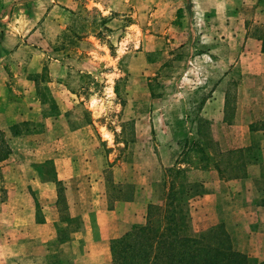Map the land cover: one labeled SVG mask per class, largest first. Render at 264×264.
Returning <instances> with one entry per match:
<instances>
[{"label": "rangeland", "instance_id": "374dc122", "mask_svg": "<svg viewBox=\"0 0 264 264\" xmlns=\"http://www.w3.org/2000/svg\"><path fill=\"white\" fill-rule=\"evenodd\" d=\"M261 90L264 0H0V127L12 148L0 162V264H112L111 240L123 234L96 217L110 205L108 177L116 196L134 194L114 201L120 225L133 215L146 224L174 166L201 185L185 204L191 230L218 225L195 200L205 183L240 179L215 168L239 157L231 151L249 148V173L254 157L264 168L241 127L253 110L264 124ZM16 111L17 133L6 121ZM209 139L213 162L201 167L195 141ZM65 160L74 176L57 180ZM42 182L57 188L58 222L45 221ZM257 184L264 204V177Z\"/></svg>", "mask_w": 264, "mask_h": 264}, {"label": "trees", "instance_id": "16d2710c", "mask_svg": "<svg viewBox=\"0 0 264 264\" xmlns=\"http://www.w3.org/2000/svg\"><path fill=\"white\" fill-rule=\"evenodd\" d=\"M201 127L199 123L198 134L203 132ZM17 128V125L11 126L15 133ZM195 143L197 147L195 150L200 155L199 166L211 165L213 158L206 150L211 139L206 144L201 140ZM246 150L249 148L230 153L240 152L242 155ZM11 153L7 133L0 127V162L6 160ZM240 155L238 158L237 155H233L228 159H222L220 163L216 161L215 168L227 178L249 176L246 159ZM257 157H254L253 161L259 163L261 159ZM167 172L166 192L162 205L150 204L146 224L134 225L122 236L111 240L112 264H258L255 258L235 249L223 224L213 226L204 233H195L191 230L185 204L187 197L197 193L201 185L188 181V170L185 168L174 166ZM115 187L114 181L108 177L109 208L112 209L114 201H128L134 196L121 195L122 192L116 196Z\"/></svg>", "mask_w": 264, "mask_h": 264}, {"label": "crops", "instance_id": "0c3cea01", "mask_svg": "<svg viewBox=\"0 0 264 264\" xmlns=\"http://www.w3.org/2000/svg\"><path fill=\"white\" fill-rule=\"evenodd\" d=\"M260 94L261 97L257 98L258 102L256 106L262 101V96L264 97V90H261ZM258 107L259 106L256 108ZM258 109V112H260V109L264 112V104L262 103ZM253 112H255V110H253ZM253 112L250 113L251 117L250 114L246 116L250 117L249 119H242L241 127L245 128L249 136L252 137V140L257 139L260 143L264 162V124L262 126L257 124V119L253 117L255 116L253 115ZM19 118H21L20 113L18 114V111H16L15 114H9L6 118V121L10 126L11 124L13 125V123L17 122ZM20 120L24 121L26 119L22 118ZM236 125L237 124H232L230 126L236 127ZM56 127V124L51 125V130ZM251 143L252 142L249 141L239 145L243 146L249 145ZM54 162L55 164H59L57 163L56 159ZM67 162V160L63 161L62 167L56 169L57 180L67 181L74 176L72 169L69 168V165H66ZM252 168L253 169L250 168L249 176L245 178L228 180L219 179L214 180V182L205 183V185L208 186V189L202 195L197 196V199L195 200V209L196 214L200 216L204 215L203 219H205V224L208 227L219 223L224 224L233 241L235 249L250 257L256 258L258 260V264H264V204L256 203L258 197H261V189L258 186L257 181L263 177L264 168L261 167V163L254 164ZM34 190L36 191L39 205L43 207V213H47L46 209H51L50 211L54 215L55 211V217L53 216L52 218L49 216V214L44 213L45 221L47 223L58 222L60 219L59 209L57 208V188L54 185L49 183L45 184L42 182L37 187H35ZM136 197H138V190L135 192V200L129 204L136 203ZM94 206L96 207V203ZM76 208H78V211H75V215L73 213L74 216H77L81 213L80 206H77ZM74 210L76 209L72 207L71 211L74 212ZM100 216L105 217V221L112 224V236H120L130 229L132 225L142 221L139 217L133 215L132 222L128 225H126V223H122L125 228H123V232H118L117 229L113 228H122L123 225H120L121 222L117 221L118 214L115 208L112 209L108 206V208L105 210H97V224L99 228H102L100 227ZM101 238V234L97 235L96 237V239ZM66 243H69V240H65L64 244Z\"/></svg>", "mask_w": 264, "mask_h": 264}]
</instances>
